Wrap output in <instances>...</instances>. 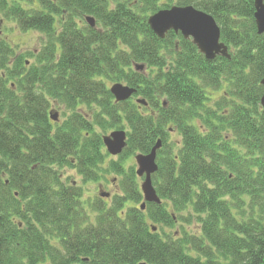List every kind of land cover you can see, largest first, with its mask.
Wrapping results in <instances>:
<instances>
[{"label":"trees","instance_id":"trees-1","mask_svg":"<svg viewBox=\"0 0 264 264\" xmlns=\"http://www.w3.org/2000/svg\"><path fill=\"white\" fill-rule=\"evenodd\" d=\"M173 5L209 14L229 59L156 37L148 17ZM6 22L38 33L40 48L17 52ZM263 79L254 0H0V264H264ZM113 83L133 98L114 102ZM124 129L108 159L102 137ZM157 140L160 204L142 211L122 163ZM64 169L83 184L113 173L120 195L85 205Z\"/></svg>","mask_w":264,"mask_h":264},{"label":"water","instance_id":"water-1","mask_svg":"<svg viewBox=\"0 0 264 264\" xmlns=\"http://www.w3.org/2000/svg\"><path fill=\"white\" fill-rule=\"evenodd\" d=\"M254 21L257 33L264 34V0H254ZM85 22L91 28L95 25V21L91 17H86ZM147 24L159 39H163L168 32L180 33L183 39L190 40L198 52L208 61L214 60L216 57L229 59L227 46L220 41V30L214 19L209 14L192 6H172L160 10L148 17ZM142 68V65L135 66L137 70ZM260 84L263 87L260 105L264 107V79ZM109 92L115 102H124L132 97L135 89L122 83H114L110 86ZM137 103L145 105L143 100H137ZM49 116L52 121L57 120L56 114L50 113ZM102 141L109 155L118 156L126 146V133L124 130H115L103 136ZM160 147L161 142L157 140L149 153L134 156L137 166L135 174L137 177L142 178L140 184L143 198L142 210L145 203L160 204V199L151 181V176L157 171L155 159L156 151ZM101 196L106 197L107 195L102 194Z\"/></svg>","mask_w":264,"mask_h":264},{"label":"rangeland","instance_id":"rangeland-1","mask_svg":"<svg viewBox=\"0 0 264 264\" xmlns=\"http://www.w3.org/2000/svg\"><path fill=\"white\" fill-rule=\"evenodd\" d=\"M1 32H2V36L9 42L11 46L16 47V51L19 53L33 52V51H37L40 48V44H39L40 35L38 33L35 32L22 33L18 30L17 26L13 22H6L5 27H1ZM52 105L53 106L51 107V111H53L54 114H56L57 123H61L64 120L63 118L64 109L62 106L59 107L56 104H52ZM66 114H68L67 111ZM124 132H127V130L124 129ZM170 142H179V138L175 133H170ZM110 158L114 160L117 159V157H108V159ZM122 167L125 171L133 167V170L135 171L136 164L133 159V156H129L125 158L122 163ZM59 175L61 182H63L64 184L76 183V185L81 188L82 191L81 201L82 203H85V205H87V203L91 201V199L94 200L96 197H98L99 196L98 194L102 192L103 193L108 192L110 194H113L111 196V199L116 195H120L121 178L113 173H106L104 178H102V181L99 182L103 184L101 188L102 192H100L99 188L97 187V183L83 184L81 182V178L73 170L70 169L61 170L59 171ZM140 183L141 180L138 179V186ZM109 203L110 202H108V204Z\"/></svg>","mask_w":264,"mask_h":264},{"label":"flooded vegetation","instance_id":"flooded-vegetation-1","mask_svg":"<svg viewBox=\"0 0 264 264\" xmlns=\"http://www.w3.org/2000/svg\"><path fill=\"white\" fill-rule=\"evenodd\" d=\"M109 157V156H108ZM73 171H75V170H73ZM76 172V171H75ZM77 174V173H76ZM140 179V178H139ZM61 180V179H60ZM114 180V179H113ZM141 180V179H140ZM101 181H102V179H101ZM100 181V182H101ZM73 185H76V183L74 184L73 183ZM77 186V185H76ZM102 186H103V184L102 183H97V187L99 188V190H100V192H102L101 191V188H102ZM103 193V192H102ZM103 194H105V195H107L106 197H104V198H101V199H103L106 203H108V202H110L111 201V196L113 195V194H110V193H108V192H105V193H103ZM93 199H91V201H92ZM108 201V202H107Z\"/></svg>","mask_w":264,"mask_h":264}]
</instances>
